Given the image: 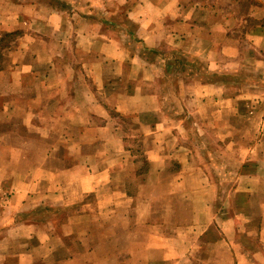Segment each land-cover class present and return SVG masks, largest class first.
Wrapping results in <instances>:
<instances>
[{
    "label": "crops",
    "instance_id": "crops-1",
    "mask_svg": "<svg viewBox=\"0 0 264 264\" xmlns=\"http://www.w3.org/2000/svg\"><path fill=\"white\" fill-rule=\"evenodd\" d=\"M185 6L172 0H137L126 14L128 22L135 24L133 34L125 32L130 27L128 22L120 24L116 22L118 18L100 22L97 21L98 17L93 20L85 14L86 21L82 23L79 20L80 23L76 26L78 28L85 25L90 28L95 26L96 30L110 29L112 36L109 40L99 36L98 33L88 37L77 31L75 35V26L65 22L67 10L56 7L49 10L46 8L48 13L44 15L47 21L45 24L39 20L34 21V18L27 14L33 11V5L28 6V3L22 0H0V43L6 35L35 28L39 31L43 27L48 29V34L50 32L53 34L46 38L47 45H50L48 50L54 48V51L48 55V68H38L44 58V55L39 53L36 56L22 55L24 59L14 61L18 56L16 51L11 63L8 62L11 57L8 50H4L1 54L3 61L0 66V92H2L0 95V264H39V253L42 248L46 247L47 252L54 253L58 250L51 248V244L57 242L59 245L63 241L65 246L66 238H78L80 244L84 243L83 238L90 236L96 238L98 234L94 229L88 230L83 222L107 219L112 223L118 220L113 214L114 210L120 205L124 207L120 201L122 191L114 186L120 159L122 161L126 156L133 158L131 144L136 138L145 142H157L152 138L153 128L159 129V125H165L167 121L163 117H160L158 122L157 118L153 120L155 117L152 115L157 114V109L161 106H154L158 102L154 99L157 97L152 90L157 89L159 79L154 73L155 66L149 62L150 57L156 54L159 47L169 43H175L173 48L183 50L189 46V41L184 40L201 27L195 20L184 21L183 18L186 13L194 18V13L201 10L198 9V4L194 3L186 8ZM105 9L104 14L118 16L113 12L114 10ZM230 24L227 21L220 27L215 24L217 30L215 28L212 33L210 32L211 35L207 36L206 45L194 42L196 39H193L190 53L195 54L201 47L206 49L208 60L212 62L210 69L215 70L217 55L230 52L231 46L232 53L234 50L233 45L236 41L232 42L229 35ZM260 28H255L257 30L249 42V48L257 54L264 51V32ZM61 30H64V35H74L75 41H84V44L75 45L76 50L80 52L79 57L74 54L70 56L69 53L62 54L61 46L68 49L65 44L69 36L57 40L54 35ZM122 34L126 38L125 43H121ZM100 38L102 39L99 40ZM178 38H181V41L176 44ZM103 39H106L104 52H102ZM35 43L36 39H31L26 46L32 49L35 48ZM19 45L21 46L22 43L19 42ZM243 49V52L240 50L239 53H235H238L240 60L245 59L242 56L245 54V48ZM61 57L72 64L71 71L59 66L57 62L63 60ZM51 66L53 68H50ZM220 74L219 72L218 75ZM207 75L216 76V72H209ZM256 85L257 83L254 87ZM198 87L192 88V91L198 92ZM202 87L208 90L228 88L226 85L221 88L211 82ZM168 90L167 88L166 91ZM137 101L141 103L137 104ZM211 105L214 103L212 102ZM135 107L138 109L135 110ZM110 109L127 117L124 119L111 117ZM131 113H133L132 117L137 118L136 120L129 121ZM222 122L211 118L207 123L215 129L216 123L221 126ZM129 125H131L130 130L128 129L130 132H127L126 128ZM223 127L222 134H218L219 138L215 137L213 144L218 143L219 148L223 150V156L226 157L231 155L229 150L232 149V138L229 125L227 132L225 124ZM133 129L136 130L135 133H132ZM203 135L195 133L194 138L203 140ZM156 136L165 139L163 142L159 141L160 145L154 150L150 147L145 150L149 163L148 173L151 174L153 170L163 175L167 174L170 155L178 157L181 154L188 156L191 153V156H194V150L189 152L183 147L169 148L175 140L174 135L169 137L166 134H156ZM208 136L210 137V133ZM167 139H170V142H167ZM207 141L210 142V138L207 137ZM259 147L256 148V156L258 151L262 154ZM246 151L248 153L247 149ZM243 163L246 164L247 161ZM255 164L259 165L255 168L256 173H264V159L261 161L257 159ZM193 166L192 164L193 171L197 168V171H201L199 167L195 166L194 169ZM183 167L175 171L176 181L172 183V188L191 189V193L215 188L204 181L192 179L186 182L179 181L180 173L185 171ZM243 170L246 172L247 169ZM144 179L146 181L139 185V194L134 197L127 196L125 201L129 214L127 221H131L130 215L133 213L135 220L145 226L142 234L147 255L150 256L154 251L162 258L160 264H181L185 253L181 248L186 247L191 249V252H186L188 255L194 254L191 264H264V216L261 212L254 219L257 224L261 222L256 232L249 229L245 231L231 229V218H228L223 221L225 228L216 236L211 233L209 224L208 227H197L198 224L200 226L202 218L206 219L202 214L204 211L197 210L196 217L193 215L195 223L190 225L192 227L172 229L170 233L155 235L153 238L148 227V223L151 224L153 219L155 203L150 197V188H156L157 185H153L146 176ZM205 197L194 196L193 199L197 203L195 205L202 208L201 205L207 206L212 203ZM41 207L45 208L41 209ZM103 208L107 212L112 208L111 217L104 214ZM60 209L70 214L62 219L64 225L57 226L54 213L59 212ZM238 219L248 225L253 221L249 214L245 219L243 217ZM73 221L78 225H71ZM127 235L128 239H132V233L128 232ZM119 236L120 232L114 229L108 235L112 239ZM3 237H7L6 240H3ZM13 239L22 240L24 246H14V249H11L8 242ZM93 241L98 242L97 239ZM64 246L63 251L68 250ZM151 260L146 259L144 264H152Z\"/></svg>",
    "mask_w": 264,
    "mask_h": 264
},
{
    "label": "rangeland",
    "instance_id": "rangeland-1",
    "mask_svg": "<svg viewBox=\"0 0 264 264\" xmlns=\"http://www.w3.org/2000/svg\"><path fill=\"white\" fill-rule=\"evenodd\" d=\"M22 1L28 3V6L33 5V11L29 8L31 12L27 14L33 17L34 21L39 20L46 24V16L44 15L48 13L49 8L56 7L57 9L68 11L67 16H65V22H68L67 24L72 23L75 26V35L77 31L82 34L84 33L88 37L98 33L99 36L110 40L112 36L110 29L101 30L99 28L96 30L95 26L90 28V26L86 27L85 25L78 28L76 26L80 23L79 20L84 23L86 21L84 17L87 14L93 20L95 17H98L97 21L100 22L114 18L116 20L118 18L119 20H116V22L118 21L120 24L127 23V11L135 5L137 0ZM172 1L183 3L186 5L185 8L192 6L194 3L198 4L197 7L201 10H198V13L197 11L194 13V18L190 17L189 13L184 14L183 18L184 21L195 20L201 27L196 29L195 34H190L184 40L189 41V46L183 50L180 48L175 49L173 48L175 43H169L171 45L167 44L159 47L156 54H152L150 57L149 62L155 66L154 73L157 79H159V86L157 85V89L152 90L153 94L157 97L154 99L158 102L154 106H161V108L157 109V114L152 115L155 117L153 120L157 118L156 121L158 122L159 118L163 117L167 121L165 125H159V129L153 128L152 138L157 140V142H145L142 139L136 138L131 144L133 158L126 156L122 158V161L120 159V166L117 167L119 170L116 172L114 186L119 187L122 191L121 196L124 200L120 198V201H122L124 207L120 205L114 210L113 214L118 220L112 223L107 219L101 221L99 219V222L94 220L83 222L86 224L88 230L94 229L95 233L98 234L96 238L91 236L83 238L85 241L80 244L78 238L69 237L64 239L65 246L63 245V241L59 245H57V242L56 244L50 243V247L58 251L54 253L53 251L47 252L46 247L45 249L42 248L39 253V264H144L148 258L152 259V264H160V259L162 258H160L159 254L153 251L149 256L143 246L144 237L142 233L145 231L143 223L135 220L133 213L130 215L131 221H127L129 214H127L128 207L125 200H127V196L134 197V195L139 194V185L146 181L144 179L145 176L153 185H157L156 188H150V197L155 203L153 204V219L151 224L148 223V227L151 230L153 238L155 235L160 236L159 234L170 233L172 229H187L192 227L190 225L191 223H195L193 218L196 217L197 210L199 212L204 211L202 214L206 216V219L202 218L200 220V226L198 224L197 227H208L209 224L211 233L216 236L220 230L225 228L223 227V221L228 218H231V229H242L243 231L249 229L254 232L259 229L261 222L257 224V221L254 222V219L260 212L264 216V204H262L264 201V173H256L255 168L259 167V165L257 166L255 162L257 159L258 161L264 159V51L260 54L255 53L249 48V42L253 33L257 30L255 29L256 27H261L260 29L264 32V0ZM105 8L114 10L113 12L118 16L114 17L104 14L106 13ZM257 9L261 11H255ZM256 17L258 19H255ZM225 21L231 23L229 25L231 29L229 35L233 40L232 42L234 40L236 42L233 45V53L231 46L230 52L217 55L215 71L213 68L210 69V63L212 62L208 60L206 49L199 48L195 53L197 55H195L190 53V46L193 39H196L194 42L206 45V42H208L207 36L211 35L216 28L214 25L216 24L217 27L223 26ZM128 25L130 27L125 32L133 34L134 28H136L135 24L128 22ZM44 26L46 28V25ZM63 31L61 30L54 35L57 40L69 36V40L65 44L68 49L61 46L62 54L69 53L70 56L74 54L76 57H79L80 52L76 50L75 45L79 43L84 44V41H75L74 35H64ZM48 35L51 36L53 34L51 32L48 34V29H43V27L39 31L35 28L30 31L17 32L6 37L0 43V55L3 54L4 50H8L11 54L8 62L10 61L9 63H11L13 62V54L16 51H18L16 53L18 56L15 57L14 61L16 59L22 60V55L36 56L39 53L40 55H44V58L42 63H39L38 68H48V55L51 51H54V48L48 50V46H50L46 42ZM121 37V43H125L126 38L123 37V34ZM31 39H36V46L35 48L28 49L26 45ZM180 39H176V44L180 43ZM105 40L103 39L102 52L106 50L104 48L106 45ZM19 42L22 43L21 46ZM87 43L91 44L90 41H87ZM52 47L54 46L52 45ZM243 48H245V54H242V56L245 59L240 60L238 59V53L240 50L243 52ZM138 49L140 50L141 46ZM236 52L238 53L235 54ZM61 58L63 60L60 59L57 62L59 66L71 71L72 64L66 62V58ZM2 61L3 57L1 55L0 66ZM50 68L53 67L51 66ZM178 72L179 74L177 75ZM209 72H216V76H208ZM219 72L221 73L220 75H218ZM209 82L215 83L221 88H224V85H226L228 88L223 90L203 89L202 85L206 86ZM256 83L257 85L254 87ZM197 86H199V91L193 92L192 88H197ZM167 88L169 89L168 91H166ZM29 95L27 94L28 97ZM212 102L214 105H211ZM140 103L137 101V104ZM209 106L212 107L209 108ZM137 109L138 107H135V110ZM109 112L111 113V117H120L121 119L127 117L121 116L114 109H110ZM132 115L133 113L129 116V121L137 119L132 117ZM211 118L216 119V121H223L222 125L220 126L216 123L217 128L214 129L211 124L207 123ZM140 120L142 121L143 119ZM223 124L226 125V132L230 129L229 132L232 138V149L231 151L229 150L231 155L226 157L223 156V150L219 148V144H213L215 137L219 138L218 134L224 128ZM227 125H229L228 129ZM130 127L131 125L126 128L127 132H130ZM135 131L133 129L132 133H135ZM195 133L204 134V139H198L197 137L195 139ZM209 133L210 137L208 136ZM156 134H166L169 137L174 135L175 140L172 142L173 145L169 143V148L183 147L189 152L194 150V156H191V153L188 156L181 154L178 157L170 155L169 172L167 174L163 175L159 171L155 172L153 170L151 174L148 173L149 163L145 150L149 147L154 150L156 146L160 145L159 141L163 142L165 139L156 136ZM207 137L210 138V142L207 141ZM170 139H167V142H170ZM258 146L262 150V154L258 151V155L260 154L259 158H257L258 155L256 156V148ZM243 161H247V163L245 164ZM192 164L194 165V169L197 166L201 171H197L198 168L193 171ZM182 167L185 171L180 173L181 177L178 179L179 181L186 182L191 179L198 180L199 182L204 181L215 186V188H210L209 190L201 189L199 193H191V189L187 188H172V183L176 181L175 171ZM225 169L226 171H224ZM243 169H247L246 172ZM145 189L149 191L148 188ZM141 192L144 196L145 194L142 189ZM198 195L200 197L206 196L205 198H209L212 203L207 206L201 205L203 206L202 208L196 206L197 203H195L193 197H198ZM43 208L45 207H41V209ZM111 211L112 208H109L108 212L103 208L104 214L109 217H111ZM54 214L57 219V226H59L58 224L64 225L62 219L67 214H70V212L60 209L59 212ZM248 214L251 215L253 220L250 225L238 219L239 217L245 219V216H248ZM123 217L126 219H123ZM208 219L210 220L208 221ZM71 225H78V223L73 221ZM113 229L116 232H120V236L114 239L108 237ZM128 232L133 234L132 239H128ZM6 238L3 237L2 239L6 240ZM42 238L44 239V237ZM94 239H97L98 242L93 241ZM8 243L11 249H14V246H24L22 240L14 241L13 239ZM63 246L68 250L63 251ZM181 249L185 250L184 260L181 264H191L194 260V254L188 255L186 253L187 251L191 252V249L186 247Z\"/></svg>",
    "mask_w": 264,
    "mask_h": 264
},
{
    "label": "trees",
    "instance_id": "trees-1",
    "mask_svg": "<svg viewBox=\"0 0 264 264\" xmlns=\"http://www.w3.org/2000/svg\"><path fill=\"white\" fill-rule=\"evenodd\" d=\"M11 35H13V34L6 35L5 38H6V37H9V36H11Z\"/></svg>",
    "mask_w": 264,
    "mask_h": 264
}]
</instances>
